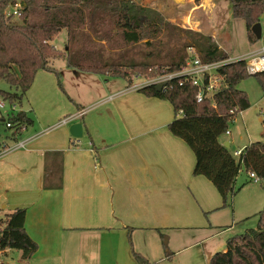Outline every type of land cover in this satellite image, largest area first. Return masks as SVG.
<instances>
[{
	"label": "crops",
	"instance_id": "crops-1",
	"mask_svg": "<svg viewBox=\"0 0 264 264\" xmlns=\"http://www.w3.org/2000/svg\"><path fill=\"white\" fill-rule=\"evenodd\" d=\"M117 79H106L89 100L74 98L71 115L84 111L75 123L86 130L79 147H70L68 128L28 139V154L62 163L57 185L29 189L15 208L25 211L24 230L37 245L27 264H134L133 252L147 260L164 232L203 230V216L222 206L214 186L193 175L190 148L169 132L170 103Z\"/></svg>",
	"mask_w": 264,
	"mask_h": 264
},
{
	"label": "trees",
	"instance_id": "trees-1",
	"mask_svg": "<svg viewBox=\"0 0 264 264\" xmlns=\"http://www.w3.org/2000/svg\"><path fill=\"white\" fill-rule=\"evenodd\" d=\"M10 1L0 0V81L13 90H0V98L10 104L20 102L39 71L51 73L59 81V72L52 66L59 58L66 62L68 69L123 79L128 84L141 74L146 77L153 76L157 70L180 71L187 59L184 49L188 47L197 50L203 63L227 59L228 54L210 37L182 32L187 41H183L177 55L169 54L164 62L157 63L155 53L150 51L143 61H138L130 48L143 40L146 45L152 44L168 25L158 12L135 0H21L19 23L3 15ZM225 1L230 5L231 16L245 22L247 39L254 44L257 39L251 28L260 23L264 0ZM63 30L66 45L60 53L51 42ZM150 69L154 72L149 74ZM218 75L222 86L213 96L214 106L210 99L197 103V90L189 84L179 86L176 80L160 92L155 85L137 91L170 103L174 118L168 125L169 132L190 148L195 157L193 175L207 179L225 206L228 198L236 193L234 185L242 167L247 174L254 173L264 187V143L249 144L240 158L235 159L220 141L233 116L249 108L246 93L238 89L239 83L253 76L264 92V72L249 75L245 61H238L219 68ZM8 121L17 133L32 124L23 113ZM256 218L255 229L228 238L225 251L213 254L208 264H264V207ZM24 222L22 209H15L7 216L0 229V251L15 249L21 252L23 260H29L37 245L26 234ZM165 256L170 257L167 252ZM133 258L134 264H153L134 252Z\"/></svg>",
	"mask_w": 264,
	"mask_h": 264
},
{
	"label": "rangeland",
	"instance_id": "rangeland-1",
	"mask_svg": "<svg viewBox=\"0 0 264 264\" xmlns=\"http://www.w3.org/2000/svg\"><path fill=\"white\" fill-rule=\"evenodd\" d=\"M135 2L158 12L168 25L162 34L151 42L152 44L146 45V40H143L130 48L140 62L150 51L155 53L157 63L164 62L169 54L177 55L181 51L183 41H187L182 32L199 33L210 37L219 49L228 54L226 60L247 57L264 47V24H262L264 13L260 20L261 39L252 44L247 39L245 22L231 16L230 5L225 0L208 2L201 0L199 3L195 0H135ZM12 22L19 23V20L14 18ZM51 44L63 53L66 32L61 31ZM154 62L155 60L152 61ZM52 66L59 72V81L55 75L48 72L45 73L46 78L34 80L20 102L14 103L15 111H11L8 101L0 98L5 105V108L0 109V143L6 146L5 149L46 131L48 133L38 138L45 141L53 138L54 135L57 136L60 129L69 127L60 124L64 118L77 111L76 99L89 100L97 86H101L110 78L83 72L74 75L75 70L68 69L66 62L61 58L55 60ZM157 71L153 76L145 77L141 74L139 77H134L133 89L142 88L153 82L163 73ZM147 72L150 74L154 69ZM116 81L125 84L123 80ZM238 89L246 93L249 108L233 116L228 123L229 135L224 133L220 137L221 142L231 143L229 150L232 154L240 149L242 151L251 143H264V92L261 85L255 77L249 76L239 83ZM0 90L13 91L3 81H0ZM20 113L25 114L32 124L19 133L16 127L6 129V120L14 119ZM85 138L80 140L70 138V147H79ZM28 148L17 149L0 159V229L4 227L7 216L21 204L29 189L40 185L55 186L60 180V157L54 158L52 162L50 160V163L48 157L46 160L45 158L37 160L35 154H28ZM234 187L236 193L228 198L225 206L203 216L206 222L205 229L164 232L165 235L159 241L158 249L154 251L152 247L147 249L149 252L147 260L153 264H208L215 252L225 250L228 238L255 229L256 215L264 207L263 182L254 183L242 167ZM230 226L233 228H229ZM144 247L148 248V245ZM166 252L170 255L169 258H166ZM27 263L28 260H23L18 250L1 251L0 264Z\"/></svg>",
	"mask_w": 264,
	"mask_h": 264
},
{
	"label": "built area",
	"instance_id": "built-area-1",
	"mask_svg": "<svg viewBox=\"0 0 264 264\" xmlns=\"http://www.w3.org/2000/svg\"><path fill=\"white\" fill-rule=\"evenodd\" d=\"M23 7L21 0H11L5 7L3 15L7 19L13 20L14 18H19ZM264 24V19L262 21ZM187 59L185 65L181 68L180 71L172 73H163L158 76L157 79L153 80L150 84L147 85H158L162 84L164 86L176 80L179 86L189 84L197 90L195 99L197 103L203 102L206 99L212 100V105L214 106L213 96L222 86V78L218 75V69L223 67L226 64L234 63L238 61H245L246 72L249 75H254L256 73L264 72V47L259 51L247 56V57H237L229 60L219 61V62H210L203 63L200 59V56L197 50L194 47H188L186 49ZM132 86V85H131ZM5 108L3 102L0 101V109ZM11 111H15L16 106L10 104ZM241 113V112H240ZM84 111L77 112L75 115H70L64 118L60 125L68 126L75 123V120H79L83 117ZM73 122V123H72ZM6 129L13 128V125L6 120L5 123ZM24 128H22L23 130ZM229 135V132L225 133ZM29 140L21 141L17 143L12 148L5 149V145L0 143V159L8 155L10 152L15 151L20 148H25ZM79 143V141H78ZM243 151V150H242ZM242 151H236L233 153V156L236 159H239L242 155ZM250 179L254 183L261 182V180L254 174L249 173ZM1 254V251H0Z\"/></svg>",
	"mask_w": 264,
	"mask_h": 264
},
{
	"label": "water",
	"instance_id": "water-1",
	"mask_svg": "<svg viewBox=\"0 0 264 264\" xmlns=\"http://www.w3.org/2000/svg\"><path fill=\"white\" fill-rule=\"evenodd\" d=\"M251 32L252 34L255 36V38L257 40L261 39V25L260 23L255 24L254 26H252L251 28ZM157 91H162L163 90V85L162 84H158L155 86ZM83 124L82 123H73L71 125H69L68 127V132L71 138L76 139V140H80L83 137ZM223 146L226 149H229V143L225 142L223 144Z\"/></svg>",
	"mask_w": 264,
	"mask_h": 264
}]
</instances>
